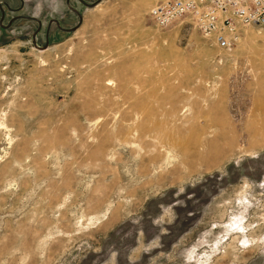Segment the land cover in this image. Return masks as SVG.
Masks as SVG:
<instances>
[{
  "label": "rangeland",
  "instance_id": "1",
  "mask_svg": "<svg viewBox=\"0 0 264 264\" xmlns=\"http://www.w3.org/2000/svg\"><path fill=\"white\" fill-rule=\"evenodd\" d=\"M152 4L0 0V264H264V27Z\"/></svg>",
  "mask_w": 264,
  "mask_h": 264
},
{
  "label": "built area",
  "instance_id": "2",
  "mask_svg": "<svg viewBox=\"0 0 264 264\" xmlns=\"http://www.w3.org/2000/svg\"><path fill=\"white\" fill-rule=\"evenodd\" d=\"M149 16L158 26L189 17L204 35L213 34L216 43L229 47L237 28L245 25L264 27V0H152Z\"/></svg>",
  "mask_w": 264,
  "mask_h": 264
}]
</instances>
